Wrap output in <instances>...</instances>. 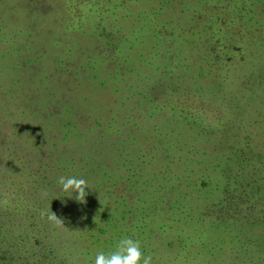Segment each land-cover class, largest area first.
Returning a JSON list of instances; mask_svg holds the SVG:
<instances>
[{
    "label": "trees",
    "instance_id": "trees-1",
    "mask_svg": "<svg viewBox=\"0 0 264 264\" xmlns=\"http://www.w3.org/2000/svg\"><path fill=\"white\" fill-rule=\"evenodd\" d=\"M169 90L197 110L226 99L219 134L175 113L159 139L92 146L64 174L89 182L84 203L26 159H69ZM12 156L38 182L17 204L0 194V264H95L125 237L152 264H236L243 236L242 264H264V0H0V183Z\"/></svg>",
    "mask_w": 264,
    "mask_h": 264
},
{
    "label": "rangeland",
    "instance_id": "rangeland-1",
    "mask_svg": "<svg viewBox=\"0 0 264 264\" xmlns=\"http://www.w3.org/2000/svg\"><path fill=\"white\" fill-rule=\"evenodd\" d=\"M221 102L225 103L226 105L228 104L227 100L223 97H214L211 99L210 97H206L203 102V108L197 110L196 104L191 99V96L180 97L179 99L177 97L174 98L172 96V91L169 90L168 95L166 96L162 94L157 96L154 95L147 100H143V108L141 107L140 103L138 105L135 104V108L133 109L134 112L131 113L129 111V114L134 116V119L132 120V122L126 123L125 126H122L121 123L117 125L115 122H112L108 127L105 126L103 129H95L91 133L92 137H90L89 143L87 142L84 145H74L71 151H65V149H63L64 154L67 155L69 159H60L59 162L55 163V157H58V152L60 149L58 147L54 148L52 146H49L45 149L47 150V153L42 162L37 161V159H39L37 157L29 159L28 154L26 159L29 160V164H31L34 168L41 167L43 170H46V180L50 181L55 178L56 172L57 176H64V174L67 173V170L70 169V167L71 172H74V161H80V157L86 155L89 156V152L93 148L96 149L97 147L102 149L105 145L103 148V152H108L110 150L109 147L111 142H120L124 138H127L129 140V143H131L132 139L137 137L143 129H147V127L145 126H149L152 130H155V133L158 135V139L163 137L164 131H170L173 128L177 127L175 124L170 123L169 125H166L168 124V120H166V118L169 117L168 115H175V113L176 115L174 118H180L182 121L184 120L185 124L186 122H192V124H195V127H197L201 131H203L204 129H206L208 132L213 131L212 136L216 137L219 134V129L222 130L223 128L218 124V122H220L224 115V108L220 104ZM144 114H155V116L153 118L149 116L145 117ZM119 116H121V114ZM103 134L105 135L104 137L101 136ZM126 145L129 144L127 143ZM123 146L124 145L118 146L119 152L120 149H123ZM135 146L138 148L137 144ZM125 150L126 149L124 148L123 151L125 152ZM0 162L1 172L2 170L5 171L4 160ZM9 165L11 168L2 176V181L0 183V194L2 193L7 196L9 202H15L17 204L19 202H23L26 199V196H30L32 192L35 191L38 178L36 176H33L31 172L23 166V161L19 160L17 157H10ZM59 165L61 167L59 169H56V167ZM72 175L73 174L71 173L70 176ZM32 183L34 184V186H32ZM21 194H23V197L21 196ZM195 201L196 200H193V203ZM249 235L252 238H255L257 236V232L254 231V233H249ZM246 241L248 240L243 236L238 241L236 248H231L233 249L231 260H233L236 264H242L245 261V257H243L242 254H244V251L246 249L244 248L247 244ZM237 248H240L239 251ZM240 251L242 252V254L240 253Z\"/></svg>",
    "mask_w": 264,
    "mask_h": 264
},
{
    "label": "clouds",
    "instance_id": "clouds-1",
    "mask_svg": "<svg viewBox=\"0 0 264 264\" xmlns=\"http://www.w3.org/2000/svg\"><path fill=\"white\" fill-rule=\"evenodd\" d=\"M58 184L61 191L67 193V196L74 197L81 203L86 202L88 194L86 190L91 188L87 180L75 176H61L58 179ZM2 203L7 205L8 200L4 199ZM47 220L55 226H65L63 220L53 211L47 215ZM152 260L151 255H145L142 251L141 242L130 237L120 239L114 251L107 254L98 252L95 256V264H152Z\"/></svg>",
    "mask_w": 264,
    "mask_h": 264
}]
</instances>
